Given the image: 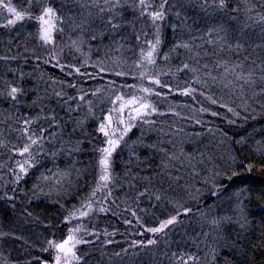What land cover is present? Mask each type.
I'll return each instance as SVG.
<instances>
[{
	"label": "trees",
	"instance_id": "obj_1",
	"mask_svg": "<svg viewBox=\"0 0 264 264\" xmlns=\"http://www.w3.org/2000/svg\"><path fill=\"white\" fill-rule=\"evenodd\" d=\"M161 2L121 0L116 15L91 0H11L26 18L8 27L14 14L0 7V232L8 234L0 264H54L47 241L70 234L82 239L71 264H264V0H226L224 8L219 0H167L165 19L153 24L148 13ZM47 7L62 19L45 43L41 22L28 17ZM157 25L148 64L141 50L155 43ZM225 63L254 71L255 86L226 87L234 77L223 76ZM12 87L22 89L15 99ZM117 96L156 111L136 116L139 103L121 109ZM130 114L105 187L100 125L111 116L117 139ZM32 134L42 140L21 155ZM19 158L32 165L20 183L10 168ZM176 158L187 161L182 179L167 171ZM70 164L71 193H53L51 180ZM184 178L188 188L176 190ZM173 216L162 232L148 231ZM223 216L231 219L212 224Z\"/></svg>",
	"mask_w": 264,
	"mask_h": 264
},
{
	"label": "snow or ice",
	"instance_id": "obj_2",
	"mask_svg": "<svg viewBox=\"0 0 264 264\" xmlns=\"http://www.w3.org/2000/svg\"><path fill=\"white\" fill-rule=\"evenodd\" d=\"M10 2L11 0H9L8 3H4L3 0H0V7H3L5 9H7V11L9 13L14 14V19H10L8 20L7 24L4 25L5 27L14 25L17 23V21H23L26 17L23 11H17L16 8L11 7L10 6ZM145 2L146 0H138L139 5L141 6H145ZM167 3V0H162L161 4L159 5L160 10L159 11H152L149 12L148 15L150 16L152 23L156 24L157 21H161L165 19V12L163 11L165 4ZM91 4L95 7H97L99 9L100 13L105 12L106 10L110 13H115L116 15H120V13L118 11H116L118 8L123 7V5L121 4V0H103V4L104 7L100 6V0H91ZM108 5H111V7H108ZM82 6H87V3H85ZM219 7L220 8H224L226 7V0H219ZM141 15H144L143 10L141 11ZM47 17V19H46ZM53 17H56V19H62L61 17H57L56 13L54 11L53 8L51 7H47L42 9V15L39 17H28L29 19H36L39 20L41 22V29H40V38L42 41H44L45 43H48L51 41V29L52 27H54V25L52 24V19ZM260 20H264V16H260ZM108 23L111 25V28L113 30L119 28L120 25L113 23L112 19H109ZM93 39H95V37H93ZM75 44V41L73 42ZM150 43V48L149 50L145 53L143 51V49L141 50V56H142V62L143 61H147L148 64H154L155 63V59H154V52H156L157 46L160 44V38H159V26L157 25V36L155 39V43ZM183 47L187 48L188 45L184 44L182 45ZM239 47V45H238ZM207 67V66H205ZM240 65H232L231 67H229L227 65V63H225L223 65L224 68V73L223 76L227 77V75L229 73H231L234 77V80H230L227 82V84H225V86H229L232 85L233 87L236 86L235 82H242L239 84V87L241 88V90L244 88L245 85L248 86H255L256 84V78H255V72L252 70H249L247 74H245L242 70L241 71H237L238 68H240ZM184 68H188V65L185 64ZM193 72L196 71L195 68L191 69ZM77 72H79V69H76ZM101 71H103V69H101ZM117 75H123V73H117ZM213 79H215V77H213ZM260 81L264 82V76H260L259 77ZM155 84H160V80L156 79L154 80ZM166 87V85H165ZM22 89L17 88V87H12L10 92L8 93V95H10L13 99L16 98V95L18 92H21ZM144 92H148L149 89H143ZM194 91V90H192ZM260 93L264 94V87H262L260 89ZM184 94H188V91L186 90ZM57 95H60V93H57ZM157 95H159V93H157ZM80 99L82 100L83 97H80ZM117 100L121 101V109L126 107V106H132V105H136L137 103H139L138 107H134L132 108V111L135 112L136 116H140L142 111L145 112H154L156 111V109L154 107H152L151 105L142 102L141 101H137L136 97L131 98L130 100H128L127 102L123 101V97L121 96H117L116 97ZM213 103H216V101H213ZM225 107H227V105H225ZM229 111H233L232 109H229ZM235 115H239V113H234ZM134 119V117L129 116V120L130 122L128 124H125L123 127V130L120 131L119 133V138L117 139H113V136H116L117 132L116 129H113L111 127L112 125V117L108 116L106 118L105 123H102L100 125L99 131L102 132L105 137H107V147L101 148L99 149V151L102 153V158L99 161V164L101 166V176H100V180L102 182H104V186H107V183L109 181L112 180L111 174H110V167H111V156L113 154V152L116 150V148L119 146L120 141L123 139V137L127 134L128 131H130L131 127L133 126L131 124V120ZM24 123L27 125L30 123L29 120H25ZM118 124H123V121H117ZM197 123H199V121H197ZM24 131L27 133L28 132V128L26 127L24 129ZM35 134L29 135L27 137L28 141H30V143H27L23 146V148L20 150L21 155L28 153L29 155H31V148L33 145H37L41 140H42V136H37L35 139L33 138ZM25 164L28 165V167H31L32 165L29 163L28 160H25L24 163H19L18 162V167L20 169L21 173H27L28 168L25 167ZM22 177L17 174V180L21 179ZM45 179H47L45 177ZM93 195H95V193H93ZM141 195H143V193H141ZM89 209H91V203H89L88 205ZM79 212L80 216H87L88 212L85 211H81V210H77ZM99 211L104 212L106 211L105 208L101 207L99 209ZM188 211H190L189 209H185V213H187ZM241 213L243 214V209H241ZM135 214V213H133ZM29 215H31V213H29ZM71 215H75V213L71 214ZM179 215V213L177 214ZM231 218L228 216H223L220 217L219 219H213L212 220V224L214 226H216L217 228H219V226L221 225L222 222H227L229 221ZM177 222V217L173 216L170 219L162 222L161 226L159 228H151L148 229L149 232L152 233H157V232H162L166 227H168L169 225H173L174 223ZM248 221L245 218L244 219V223H242L240 226L241 228H244L245 224H247ZM74 231H78L74 230ZM3 235H8L7 233H3L0 232V236ZM207 235V233L205 234ZM74 237L70 234L68 236L67 239L63 240V242L57 243L53 240H49L47 241L48 244V248L43 249V251H48L49 248L54 249L56 251V256L54 257V264H61V260L63 257V261L64 264H69V258L73 259V260H79V257L76 256V253L74 251H72V248L68 247L69 241H73ZM82 241L79 240H75L74 244H78L81 243ZM149 245L151 244H155L156 241L155 240H149L147 242ZM74 246V245H73ZM215 251V249L213 250ZM189 259H195L194 257H189ZM41 264H47V262H41Z\"/></svg>",
	"mask_w": 264,
	"mask_h": 264
},
{
	"label": "rangeland",
	"instance_id": "obj_3",
	"mask_svg": "<svg viewBox=\"0 0 264 264\" xmlns=\"http://www.w3.org/2000/svg\"><path fill=\"white\" fill-rule=\"evenodd\" d=\"M55 13H56V16L58 17L59 14L56 11H55ZM46 19H47V17H46ZM55 19H56V17H53V19H52V24L54 25V27H52L51 33H53L56 30H60L59 26L56 24ZM143 112L145 113V111H142L141 113H143ZM177 160L178 161H176V162H172L176 167L174 169H168L167 171H169L173 175L177 174L178 177H175V178H181L182 175L183 176L185 175L184 173H181V172H183L184 169L182 168L181 171H179V170H180L181 167H184L186 169V166H187L186 162L187 161H185L183 158H179ZM18 162L22 164V163H24V159H22V158L21 159L20 158L16 159L14 161L13 165L10 166V168H11V170H16V173H19L20 176H25L27 173L25 174V173H21L20 172V169L18 167ZM25 167L28 168V165L25 164ZM14 179H15V181H18L19 183L22 180V179L17 180V176ZM51 181L53 182V187H52V190H50V191H53V193H55V192H58L59 194H61V193H63V194L71 193V191H70V189H71V164L69 166H67V168L63 169L62 172L58 174V177L56 179L51 180ZM186 186H187V184L185 183V178H184L181 182L176 183L175 187H176V190L185 191L186 188H188ZM45 188L46 187H44V185H43V187L41 189L44 190ZM46 191L47 190H45L44 192H46ZM39 193H41V192H39ZM78 216H80V215L77 214L76 217H78ZM80 230L81 229H79L78 231H80ZM73 232H76V231H73ZM208 234L210 236L209 238H211L212 241L215 240V238L212 235H210V234H212V230H210V232ZM75 240L82 241L81 236L80 235L77 236L74 239V241ZM74 241L70 242L68 244V247L72 248V251H74L76 253V255H77L78 249L80 248L79 247L80 243L74 244ZM47 252H51L53 254V259H54V257L56 256V251L54 249L50 248V250L48 249ZM72 261H73V259L69 258V264H71ZM61 264H64L63 257H62V260H61Z\"/></svg>",
	"mask_w": 264,
	"mask_h": 264
},
{
	"label": "water",
	"instance_id": "obj_4",
	"mask_svg": "<svg viewBox=\"0 0 264 264\" xmlns=\"http://www.w3.org/2000/svg\"><path fill=\"white\" fill-rule=\"evenodd\" d=\"M67 238H68V237H67ZM67 238H66V239H67ZM64 240H65V239H64ZM62 242H63V241H62ZM70 242H71V241H69V243H70ZM44 262H47V261H44ZM47 264H49V263L47 262Z\"/></svg>",
	"mask_w": 264,
	"mask_h": 264
}]
</instances>
